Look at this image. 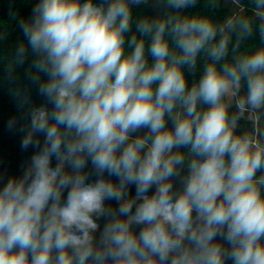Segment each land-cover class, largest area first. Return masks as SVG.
I'll use <instances>...</instances> for the list:
<instances>
[{
  "label": "clouds",
  "instance_id": "1",
  "mask_svg": "<svg viewBox=\"0 0 264 264\" xmlns=\"http://www.w3.org/2000/svg\"><path fill=\"white\" fill-rule=\"evenodd\" d=\"M197 5L37 0L19 21L5 74L31 56L45 102L12 88L35 151L0 175V264H264V0Z\"/></svg>",
  "mask_w": 264,
  "mask_h": 264
},
{
  "label": "trees",
  "instance_id": "2",
  "mask_svg": "<svg viewBox=\"0 0 264 264\" xmlns=\"http://www.w3.org/2000/svg\"><path fill=\"white\" fill-rule=\"evenodd\" d=\"M36 2L37 0H0V32L6 33V35L0 38V175H3L5 179L12 175L19 176L23 171V167L26 166L35 151L31 147L27 150L21 148L23 133L19 129L23 124L27 123V117L24 116L22 109L18 107L17 99L12 94V88L17 85L26 86L30 90V98L34 104L39 105L45 102V98L38 93V86L32 84L26 76L28 65L32 60L31 56L18 68L16 73L18 80L12 83L9 82L5 74L2 60V57L15 51L18 41L24 40L22 30L19 27V21L31 17L32 9ZM203 2L204 0H198L197 8L191 11L205 10L203 8ZM229 10V7H223L218 10L216 15L222 18ZM157 11L158 9L154 8L151 3L147 6L134 8V14L155 15ZM149 61L151 62V57H149ZM186 75L189 83H191L194 77L187 70ZM198 77L199 72L196 74V78ZM11 118L17 119V126L14 130L10 131L7 125ZM170 126L171 121H169ZM42 141L43 137H41ZM87 170L92 172L90 181L95 180L96 175L90 163L87 166ZM105 175L107 174L105 173ZM112 179L114 181L116 180L115 177H112ZM176 184L178 186V181ZM150 191H154V188ZM134 193L135 185H131L130 194L134 195ZM106 203L114 208L118 206L116 201H108ZM100 223L103 225L104 221L101 220ZM228 264H231V262L229 261Z\"/></svg>",
  "mask_w": 264,
  "mask_h": 264
},
{
  "label": "rangeland",
  "instance_id": "3",
  "mask_svg": "<svg viewBox=\"0 0 264 264\" xmlns=\"http://www.w3.org/2000/svg\"><path fill=\"white\" fill-rule=\"evenodd\" d=\"M141 131H143V130H141ZM144 131H146V130H144ZM138 134V133H137ZM55 163V161H53V164Z\"/></svg>",
  "mask_w": 264,
  "mask_h": 264
}]
</instances>
